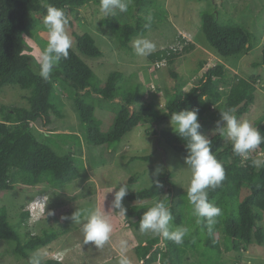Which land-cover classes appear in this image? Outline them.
Instances as JSON below:
<instances>
[{"label": "trees", "instance_id": "trees-1", "mask_svg": "<svg viewBox=\"0 0 264 264\" xmlns=\"http://www.w3.org/2000/svg\"><path fill=\"white\" fill-rule=\"evenodd\" d=\"M89 3L100 4V0H0V90L6 85H19L32 90L30 108L15 106L2 108L4 115L0 119V190L22 189L23 186H50L61 189L81 175L84 165L81 163L80 135L51 133L46 135L47 142H44L37 136L32 126V123L43 121V118L47 119V125H51V112L62 115L52 99L55 85L62 84L64 92L73 99L86 127L88 147L90 149L103 147L111 157L118 150L123 137L140 124H161L170 121L173 113L184 109H195L198 111V119L212 121L220 120V113L229 110L238 117H244L252 111L256 103V85L243 78H238L234 82L229 70L219 64L208 68L189 91L184 90L185 80L179 79L174 101L167 111H161L160 114H157L151 105L146 108L143 105L142 109L137 108L145 97L144 87L139 84L136 89H131L122 96L123 101L118 102L119 105L113 109L115 113L113 128L107 133L103 132L102 121L96 115L97 108L102 104L99 105L97 101L104 99L112 102L119 97L118 84L123 80L124 74L114 71L101 90L91 88L94 71L81 55L94 58L103 55V50L93 35L89 32L77 34L76 49L69 48L68 57L60 58L47 80L39 75L40 65L36 57L26 51V37L33 31L32 26L38 20L36 15L45 17L49 5L63 9L69 21L67 25L74 27L70 14L79 12ZM167 12L156 3V0H129L126 12L117 11L114 16L104 17L100 20V25L102 30H108L111 32L108 34L114 35L121 48L132 49L131 44L136 36L146 35L154 24L164 26L168 23ZM218 14L210 10L204 11L202 25L208 44L220 56H236L244 49L253 48L252 33L248 29L233 22H223ZM149 16L151 21L148 20ZM31 21L33 24L29 29ZM193 48L194 44L191 43L184 47V51L188 52ZM180 53L162 49L151 53L150 57L155 61L169 59L173 62ZM173 75L178 77L176 73ZM225 87L229 88L227 93L223 92ZM141 91H144L143 95ZM131 106L135 107L134 111H131ZM255 124L261 136H264V118H260ZM199 131L207 136L203 128ZM55 135L63 139L71 137L73 140L63 142L61 138H55ZM160 135L175 151L187 156V141H183L171 130H161ZM207 137L210 140L212 154L224 170V179L217 188L207 189L208 202L218 207L221 214L214 218L216 222L211 227L207 218L202 219L201 226L205 236L201 242L209 250L218 253L220 258L223 253L222 244L217 238L220 229L225 237V251L244 250L253 244L263 246L264 165L257 168L253 160H264V143L251 150L248 157L244 158L234 153L232 142H228L226 135L217 132ZM60 140L70 147L65 150L66 152L61 148ZM74 145L78 148L79 156L76 155ZM72 147L75 151L71 149ZM109 149H112L110 153ZM258 152H262L263 155L256 156ZM254 153L256 154L253 155ZM136 159L144 158L136 156L131 160ZM136 178L133 176L132 179ZM169 178L161 175L156 180L162 187L157 188L153 182L149 187L127 195L131 202H139L128 207L130 216L136 218L131 222L133 226L140 229L139 221L143 213L154 205L150 200L159 195L165 184H172ZM245 187L249 192L240 201L239 197ZM176 198L179 199V203L182 199L185 200L183 195ZM170 212L172 216L170 230H175L182 223V215L174 205L170 206ZM29 216V210L22 213L23 219L19 227L24 223L25 227L28 226ZM59 235L60 231L56 227H49L41 234L33 235L29 230L25 234L21 233L10 222L6 206L0 205V239L16 241L17 255L29 258L31 252L49 245ZM161 240L164 245L160 246ZM197 246L195 238L188 233L183 237L181 244L157 235L150 238L145 245L136 246V252L140 261H144L145 264L156 262L184 264L189 254L196 252ZM201 255L203 258L204 253L201 252ZM42 264L63 262L47 259L42 260Z\"/></svg>", "mask_w": 264, "mask_h": 264}, {"label": "rangeland", "instance_id": "rangeland-1", "mask_svg": "<svg viewBox=\"0 0 264 264\" xmlns=\"http://www.w3.org/2000/svg\"><path fill=\"white\" fill-rule=\"evenodd\" d=\"M156 3L168 12V20L164 26L154 24L144 36H136L132 42V49L121 48L114 35L108 30H102L100 20L104 16L100 12V4L89 3L77 13L70 14L74 27L66 25V32L71 38V47L76 49V35L89 32L93 35L97 44L103 50L101 57H88L81 55L86 63L93 69L94 75L91 80L93 90H101L107 83L110 74L120 71L124 74L123 80L118 84L119 97L114 101L98 99L102 104L96 110L97 117L102 121V131L107 133L114 126L115 113L113 109L122 102V96L131 89H136L142 84L145 97L137 105L142 109L151 105L157 114L167 111L175 99L176 86L179 79L185 80V91L193 87L200 76L208 69L216 65H224L234 77L248 79L257 88L256 103L252 111L238 120H247L254 128L260 118H264V0H156ZM218 12L220 20L227 23H236L244 26L252 33L253 48L244 49L236 56L222 57L213 49L207 41L202 25V13L204 11ZM78 15V16H77ZM36 24H29L30 34L27 35V52L33 54L36 59L44 50L48 42V32L44 25V17L36 15ZM157 19H155L156 21ZM154 21V22H155ZM145 38L155 44V53L162 49H170L181 52L173 62L169 59L160 61L153 60L150 55H137L133 47L137 39ZM194 44V48L188 52L184 47ZM36 68V67H35ZM37 69V68H36ZM38 70V69H37ZM178 74V77L173 75ZM53 102L62 115L51 112V125H47V119L32 123L37 136L47 142V136L51 133L78 134L81 138V163L82 172L79 178L66 187L57 189L50 186H23L22 189L0 190V205L6 206L10 222L25 234L27 230L33 235L41 234L49 227H56L60 235L47 246L41 247L39 252L45 253L43 260L57 259L63 264H119L121 258L120 241H126L124 255L130 264H145L140 261L136 252V246L146 244L150 238L157 235L144 232L133 226L136 218L131 217L128 207L139 202H131L127 196L123 204L127 209L126 217L120 216L115 209H110L115 191L121 185H126L129 193L149 187L157 177L163 175L171 178L172 184H165L159 195L150 200L155 204L157 201H168L181 213L182 223L179 228H186L187 233L197 241L196 252H191L184 264H264V245L253 244L247 249L239 251H225V237L222 229L218 231L217 238L220 240L223 253L222 259L218 253L209 250L201 242L204 239V229L201 223H197V217L193 213L186 191L189 187L190 172L184 163L185 156L175 151L160 135L161 130L173 131L170 121L161 124H140L127 133L111 157L103 147L90 149L86 139V127L83 123L73 99L64 92L62 84L55 85ZM229 88H223L227 93ZM142 95L144 91H141ZM31 89H24L19 85H6L0 90V119L4 115V107L15 106L30 108ZM117 102V103H114ZM142 103V104H141ZM131 111L135 110L131 106ZM211 114V113H210ZM207 136L217 132V121L198 119ZM46 123V124H45ZM55 129V130H53ZM62 139L63 142L71 137ZM58 141V140H57ZM60 140L61 148H70ZM228 142H231L228 139ZM75 148V150H74ZM72 147L79 156L76 145ZM62 151V152H63ZM112 149H109V153ZM141 156L144 159L131 160ZM147 157V158H146ZM162 166L163 171L158 176H153L157 166ZM137 177L136 179H132ZM169 178V179H170ZM245 187L240 195L242 201L248 194ZM178 195L184 199L179 203ZM47 197L46 211L33 212L27 219V227L24 224L19 227L23 219L22 213L34 204L39 207L41 197ZM99 209L106 211L112 224V232L109 240L103 247H95L91 242L85 244L82 224L86 222L85 216L91 210ZM53 211L54 215L47 213ZM81 213L80 222L62 217H71L72 213ZM32 213V210H31ZM16 241L0 239V264H29L31 257L24 258L15 252ZM159 245H164L161 240ZM31 252V256L33 253ZM201 252L204 257L201 258ZM217 262V263H216ZM159 264V262L152 263Z\"/></svg>", "mask_w": 264, "mask_h": 264}, {"label": "clouds", "instance_id": "clouds-1", "mask_svg": "<svg viewBox=\"0 0 264 264\" xmlns=\"http://www.w3.org/2000/svg\"><path fill=\"white\" fill-rule=\"evenodd\" d=\"M128 7L129 0H100V12L104 17L114 16L117 11L126 12ZM148 20L151 21L150 16ZM43 22L48 32V42L44 50L39 53L38 63L40 65L39 75L47 80L60 58L68 57V50L72 41L66 32V25L69 21L63 9L49 5ZM133 47L137 55L147 56L155 50L156 46L150 40L141 38L134 42ZM170 125L176 135L183 141H187L188 154L184 158V163L190 172L187 196L189 203L192 205L193 213L198 218L197 223H201L203 218H207L209 227H211L216 222L214 218L221 214V210L208 202L207 189H215L220 186L224 179V170L212 154L210 140L199 131L201 124L198 121L197 110L184 109L173 113L170 117ZM216 125V129L222 135H226L232 142L234 153L241 157L247 158L251 150L264 143V136H261L260 131L247 120H238L231 113V110L221 112L220 120L216 122ZM253 164L259 168L264 165V160H253ZM162 171L163 167L158 165L153 176H158ZM154 183L157 188L162 187L158 180H154ZM128 192V187L121 185L118 191H115L114 198L111 201L110 209L118 210L116 212L122 217H126L127 213L123 199L128 195ZM39 203L41 205L38 208L34 207L35 203L28 207L30 216L35 211L41 212V215L46 211L47 197H41ZM105 213L106 211L102 212L95 209L86 214V222L82 224L85 244L91 242L95 247H103L105 242L109 240L112 224ZM47 214L51 216L54 215V212L49 211ZM80 217L81 213L75 211L71 217H62V219H71V221L79 223ZM171 220L169 203L160 200L143 213L139 221L140 229L170 239L176 244H181L187 229L176 228L170 230ZM120 248L121 258L119 264H130L129 259L124 255L126 241H120ZM44 255L45 253L39 251L33 253L30 264H42ZM58 261L62 262L61 260Z\"/></svg>", "mask_w": 264, "mask_h": 264}, {"label": "built area", "instance_id": "built-area-1", "mask_svg": "<svg viewBox=\"0 0 264 264\" xmlns=\"http://www.w3.org/2000/svg\"><path fill=\"white\" fill-rule=\"evenodd\" d=\"M256 153H254L253 155H255ZM263 155V153L262 152H258L257 154H256V156H262ZM264 156V155H263Z\"/></svg>", "mask_w": 264, "mask_h": 264}]
</instances>
